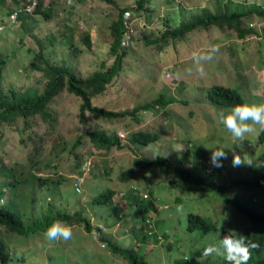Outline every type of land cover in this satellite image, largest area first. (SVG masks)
Here are the masks:
<instances>
[{"label": "rangeland", "instance_id": "374dc122", "mask_svg": "<svg viewBox=\"0 0 264 264\" xmlns=\"http://www.w3.org/2000/svg\"><path fill=\"white\" fill-rule=\"evenodd\" d=\"M147 1L144 7L148 6V12L137 9L136 16L130 12V22L124 26L127 43L122 44L126 52L120 67L105 90L91 98V103L103 108L131 110L160 94L168 100L162 108L153 106L142 111L138 121L126 117L118 122H105L87 113L80 121L77 116L79 98L61 92L49 107L55 120L46 124L34 119L38 123L35 126L38 137L35 134L32 140L27 139V132H20L17 122L1 127L0 205L22 213L23 224L44 216L48 207L51 213L55 210L83 211L93 227L87 233L81 225H71V239L50 241L45 236L46 231L22 236L8 233L0 226V240L6 245L10 257L7 264H126L120 255L112 254L105 247L100 240L103 237L126 247H138L147 264H186L185 257L190 258L195 249L208 241L219 242L221 220V238L225 233L238 230V226L248 224L228 204L220 213L222 202L212 193L181 191L163 177H155V173L152 176L148 168L135 164L132 159L136 155H166L176 160L183 155L184 164L200 160L209 169L214 167L210 162L211 149L221 148L227 154V158L221 160L225 173L238 171L233 178L250 180L263 171L264 142L254 143L257 135L252 134L243 142L233 143L230 134L217 120V113L225 108L209 102L206 91L212 85L228 86L239 92L243 102H264V18L250 12L251 9H264V0ZM40 2L41 9L47 7L45 3L50 5L48 20L40 14L31 15L30 7H24L20 0H0V55L4 57L0 64V89L4 92L9 89L41 90L44 77L30 65L39 50L47 61L64 64L78 78H86L93 71L101 70L102 65H110L114 52L109 46L112 40L109 24L116 19L118 9L135 6V0H113V3L70 0V4L63 0ZM10 9L13 12L6 15ZM22 9L28 10L26 16L19 21L13 19L14 11ZM200 9L217 14H228L232 10L245 13L239 19V28L249 31L239 37L233 26H208L181 38L159 42L160 48L149 42L167 27L178 25L180 20H186ZM62 20H66L65 24ZM85 34L91 42L89 49L82 42ZM210 45H214L218 52L216 59L205 65V75L195 71L186 73L185 69L193 66L192 52ZM126 128L156 131L159 139L136 147L126 141ZM93 129L117 133L120 141L127 143V148L101 150L94 147L85 135L86 131ZM19 139L25 140L27 148ZM200 150L207 153L205 159L200 156ZM233 154L251 164L233 166ZM28 155L31 160L28 158L27 161ZM85 158L93 160V168L80 178L82 183L77 191L74 188L75 175L79 174L77 163ZM11 165L15 166L18 177L22 175V167L31 174H24L20 183L14 182L15 179L8 174H1V166ZM128 168L132 169L131 180L122 183L118 176ZM221 173L218 178L224 175ZM170 176L175 177L174 174ZM217 177L215 180L219 181ZM226 180L222 179V182ZM217 181L215 183L219 184ZM250 181L237 190L240 196L252 192L247 190ZM130 185L139 191L136 194L149 192L155 206L147 215L151 223L149 229L155 237H160L159 241H153L149 236L142 238L143 242L133 238V230L138 237L141 235L137 229L145 221L140 219L139 209L148 200L141 203L136 197L133 201L135 193ZM105 188L123 193L121 198L112 197L122 210L118 218L116 208L111 204L96 205L91 201ZM188 213L208 219L213 227L206 232L196 228L188 230ZM222 259L215 255L206 259L200 256L196 258V264H220Z\"/></svg>", "mask_w": 264, "mask_h": 264}, {"label": "trees", "instance_id": "16d2710c", "mask_svg": "<svg viewBox=\"0 0 264 264\" xmlns=\"http://www.w3.org/2000/svg\"><path fill=\"white\" fill-rule=\"evenodd\" d=\"M23 4L27 5L31 0H20ZM44 1V0H43ZM107 3H113V0H102ZM17 2V1H16ZM147 0H135V6L129 8L118 9L116 19L109 24V35L111 36L110 50L113 53L112 63L108 66L102 65L101 70H95L86 78H78L74 76L70 70L64 64H53L47 61L40 50L37 52V58L34 61H30V65L34 70L39 71L44 77V82L41 86V90L35 88H28L24 91H16L9 89L4 92L0 89V130L2 126L11 125L14 123L20 124V132L26 133V138L32 140L34 135L38 137L36 130V125L38 124L34 119L38 118L40 121L51 124L55 118L51 115L49 107L53 99L58 96L61 92H67L79 98L80 102L77 106V116L80 121L85 119V113L90 114L91 116L105 122L120 121L128 117L133 121H138L140 119V114L142 111L145 112L146 109L153 108V106L163 107L167 99L163 98L158 94L150 102L143 103L139 106L132 108L131 110H126L125 108H103L98 105L91 103V98L101 94L105 87L109 84L113 76H115L118 71L121 63V58L125 54V49L121 45L123 36L127 33L124 26L127 22H130V12L135 13V16L138 14L137 9H142L144 12L150 10L148 6L144 7ZM50 8V5H49ZM130 10V11H129ZM10 11H8L9 13ZM124 12H127L129 15L127 18H123L122 15ZM250 12L256 13L260 17L264 18V9H251ZM23 12H18L15 18L19 21L23 19ZM32 14H40L44 20H48L50 15V9L47 7L41 9L40 0L37 1L34 6ZM144 15V14H143ZM245 13L238 12L237 10H232L230 13H211L205 9H200L198 12L191 13L186 20H180L178 25L167 27L162 31V33L150 40L149 42L157 44V47L160 48L159 42H164L169 39L181 38L185 34L190 33L198 28H207L208 26H218L222 27H234L237 31V35L242 37L246 31L249 29H240L239 22L240 18L245 16ZM248 15V14H247ZM67 17V16H65ZM66 20H62V23L65 24ZM82 42L89 49L91 47V42L88 34L83 36ZM4 62V57L0 55V64ZM206 98L209 102L217 104L223 108L231 107L237 103H242V97L237 90L231 87H226L222 85H212V87L206 91ZM85 135L88 137L89 141L93 144L94 147H97L101 150H109L111 147L116 149H121L126 147L127 143H122L117 136V133H106L102 129H93L86 131ZM76 138L75 142L78 141ZM41 139V138H39ZM159 139V133L156 131L148 130H131L126 128V141L130 144L137 145L136 147L146 146L155 142ZM19 141L24 144L27 148L28 144L25 143V140L19 139ZM254 143H263L264 142V132H260L256 139L253 140ZM251 144L252 142L247 141ZM37 151V149H35ZM203 150V149H202ZM200 156L203 159L207 157V153L199 151ZM183 155L176 160L171 159L168 156L162 155H136L133 157V162L135 164H140L148 168L152 176L163 177L169 184L173 185L181 191H189L194 194H204L206 192L212 193V195L220 198L222 206L220 205L219 212L222 213L224 208L229 205V208L233 207L234 211L237 213H246V214H255L251 210H257L262 208L261 205H252L245 200L244 196H240L237 190L244 185L249 179L244 178H233V174L237 173V170H228L227 174L223 167H211L208 169L205 163H202L200 160L194 161L191 164H184ZM31 160V156H27V161ZM93 162V161H92ZM93 164V163H92ZM80 165V161L77 163V167ZM93 166L90 169L92 170ZM216 168V169H215ZM106 173V169H104ZM22 175L18 177L14 165L9 167L1 166V174H8L10 177L14 178V182L20 183L24 174H31L24 167L21 168ZM148 172V171H147ZM226 175V182H222V178H218L217 175L222 174ZM79 173V171H78ZM155 173V174H154ZM174 174L175 177L170 175ZM257 177L264 178V169L262 172L256 174ZM219 181L215 180V177ZM132 177V169L128 168L123 171L119 176V180L123 182H128ZM154 180V179H153ZM156 180V179H155ZM220 182L219 184L215 182ZM135 195H133V201H136V197L141 199V203L144 199H147L145 205H140V219L145 221L141 227L137 230L141 232L140 237L137 236L136 230H133V238L138 242H143L142 238L149 236L152 240L159 241L158 236H154V233L149 229L151 223L149 218H147L148 212L152 211L155 206L153 205L152 200L150 199L149 192L145 191L144 194H136L139 191L136 190V187L133 185L129 186ZM1 193V190H0ZM123 193H120L117 190L105 188L100 191L98 194L92 197L91 201L93 204H111L112 207L116 208L115 216L118 218L122 214V210L117 207L116 203L113 202L112 197L121 198ZM140 196V197H139ZM135 198V199H134ZM132 197H130V200ZM245 200V203H244ZM110 206V207H111ZM231 206V207H230ZM14 207V205H13ZM248 212V213H247ZM264 214V210L262 211ZM21 213V212H20ZM28 213V212H25ZM32 215L34 214L33 212ZM85 213V212H84ZM142 213H145L143 215ZM137 214V213H135ZM21 215H23L21 213ZM19 213H16L11 208L7 206L0 205V226L8 233H13L17 235L27 236L28 234L36 233L38 231L44 232L47 230L49 225L56 220H60L67 225H81L83 230L87 233H90L93 229L89 221V216L83 214V211H78L74 213H69L66 210H55L51 213L50 207L47 208L46 213L42 217H35L27 224L22 223V217ZM250 218L249 226L244 227L242 230L245 234H241L247 240L252 241L258 245V248L253 252L251 260L248 264H264V224ZM121 219V218H120ZM187 219V229H199L201 232H206L212 228V224L208 219L193 213H188L186 215ZM263 224V225H261ZM146 226L148 228H146ZM158 237V238H157ZM240 235L237 237L239 238ZM102 243H105V247L108 250L127 261L126 264H147L143 253H139V248H130L126 245H120L118 243H113L109 239L100 238ZM104 246V245H103ZM197 253H192V257L185 258L186 264H196L195 256ZM10 260L8 255L6 245L0 240V264H7ZM183 261V262H184Z\"/></svg>", "mask_w": 264, "mask_h": 264}, {"label": "clouds", "instance_id": "9594fccd", "mask_svg": "<svg viewBox=\"0 0 264 264\" xmlns=\"http://www.w3.org/2000/svg\"><path fill=\"white\" fill-rule=\"evenodd\" d=\"M63 1L65 2V4H70V0ZM45 4L47 8H49V5L47 3ZM23 6L26 7L25 4H23ZM33 8L34 7H32L31 10H33ZM9 11L10 12H7L6 15L13 12L12 9H10ZM19 11H24L23 15L26 16L27 11L22 9L14 11L13 19H16L15 16ZM217 52L218 49L214 45H210L206 49H197L193 51L191 54L193 66L187 67L185 69V72L188 74H192L193 71H195L201 76L205 75V65L211 64L216 59ZM217 120L225 127L227 132L230 134V138L233 143H235V141L243 142L246 136L252 134L258 135L260 132H264V102H242L237 103L229 108L221 109L217 113ZM226 158L227 154L225 153L224 149H211L210 162L214 167H222L223 165L221 164V160ZM244 163L251 164L250 161L246 162L244 159L242 160L238 155L233 154V166H240ZM79 190L80 189L77 188V191ZM247 190H252V192L250 194H244L245 200L252 205H261L262 208L251 210L255 214H249L248 212V214L238 212V214L241 215L240 217H243L248 221V224H239L240 226H238V230L225 233L222 238L220 229L223 227V224L221 220L218 229L219 242L208 241L204 246L195 249L192 252L198 254L197 256H195V262L196 258L200 256L206 259L213 255L223 257L220 264H248V262L251 260L253 252L258 248V245L252 241L247 240L244 236H241V234H245L242 229L249 226L250 218L248 217V215L251 218L264 224V214L262 212L264 210V178L256 177L251 179L250 186ZM0 203H2V201H0ZM239 235L240 237L237 238ZM45 236L50 241H57L61 239L69 240L72 238V229L66 223L60 220H56L49 225L46 230Z\"/></svg>", "mask_w": 264, "mask_h": 264}, {"label": "built area", "instance_id": "2783aa9c", "mask_svg": "<svg viewBox=\"0 0 264 264\" xmlns=\"http://www.w3.org/2000/svg\"><path fill=\"white\" fill-rule=\"evenodd\" d=\"M37 1L38 0H31V2L28 5H26V7L29 6L30 9H31L32 7H34L36 5ZM24 10L25 11H28L26 9H24ZM128 15L129 14L127 12H124L123 18H127ZM125 35L123 36V39L121 41V45L127 43V40L125 39L126 38ZM119 135L121 136V134H119ZM92 161L93 160L90 159V158H85V159H82V161L80 162L79 170H78L79 171V174L75 175V182H74V188H75V190H77L80 182L82 181V179L80 180V178H82V176L87 175L90 172V169H91L92 163H93Z\"/></svg>", "mask_w": 264, "mask_h": 264}]
</instances>
